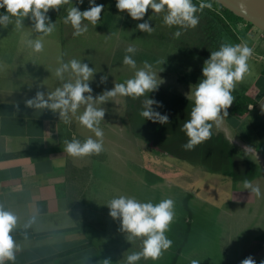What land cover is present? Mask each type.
<instances>
[{
  "label": "rangeland",
  "instance_id": "1",
  "mask_svg": "<svg viewBox=\"0 0 264 264\" xmlns=\"http://www.w3.org/2000/svg\"><path fill=\"white\" fill-rule=\"evenodd\" d=\"M96 4L104 5L99 23L93 26L84 21L91 29L77 41L71 42L72 38H69L70 42L63 47L62 53L64 62L77 59L94 68V76L89 81L94 98L111 90L115 83H123L134 76L135 70L122 62L129 44L137 49L133 55L137 68L148 61L162 79L158 90L186 99L190 86L194 87L202 79V67L210 52L219 50L222 43L234 45L225 31L212 39L211 35L205 39L199 26L187 31L176 26L170 28L163 23V13L153 14L151 9L143 20L136 21L126 11L120 12L116 8V0H97ZM197 15L202 20L203 14ZM145 20L154 27L151 34L137 30V25ZM177 30L182 31L178 39L173 36ZM249 66V73L235 88L239 93L256 85L262 64L251 57ZM102 76H107L105 83L100 82ZM70 78L66 73L64 81ZM262 82L263 78L258 81L260 88ZM232 94L240 101L245 98L244 93L236 96L233 91ZM140 101L143 103V97L135 99L133 105L138 107ZM98 106L106 110L99 125L104 132L103 151L99 155H90L91 194L87 202L89 204L90 200L91 206L87 212L88 222L82 231L85 239L81 244L92 254L86 256L83 253L77 257L80 263L96 264L99 250L124 261L127 255L140 250V239L128 241L127 234L120 231V221L109 216L107 204L121 195L135 197L140 202L158 203L165 198L175 202V218L166 233L173 241L172 246L158 260L141 259L137 264H191L193 259L199 260L200 264H240L248 256H252L256 264L264 260V163L255 150L235 141V133L228 132L229 126L236 123L234 120L225 117L212 132L224 138L236 157L258 166L257 176L250 182L260 188V197L244 189L243 181H234L228 168L222 174L210 173L211 168L218 169L216 162L209 160L204 164L205 160L199 163L195 160L193 164L168 157L157 149L158 152L153 151V147L137 135L140 130L134 131L135 110L128 118L130 109L126 97L109 98ZM255 114L264 117L258 109ZM259 125L261 127L256 130L262 132L264 124ZM84 129L89 137L96 139L91 130ZM237 133L241 139L247 136L252 140L257 134L252 124L245 123L239 125ZM255 149L259 152L258 145Z\"/></svg>",
  "mask_w": 264,
  "mask_h": 264
},
{
  "label": "crops",
  "instance_id": "2",
  "mask_svg": "<svg viewBox=\"0 0 264 264\" xmlns=\"http://www.w3.org/2000/svg\"><path fill=\"white\" fill-rule=\"evenodd\" d=\"M72 5L84 11L89 8V0L82 4L72 0V4L62 5L59 10H49L47 15L56 23V29L43 37L44 50L40 53L34 52L26 43L39 35L31 30L33 22L30 18L24 19V27L19 30L14 26V18L7 28L0 26V203L19 217L13 232L18 245L16 258L6 264H85L77 257L83 253L86 256L92 254L81 245L91 206L90 200L89 204L87 202L91 194V158L71 157L63 150L64 140L71 141L75 137L83 142L89 135L75 117L70 124H65L59 113L35 110L24 103L37 91L51 92L65 82L55 75L59 59L64 60L63 47L68 46L69 38L72 42L86 35L73 36L71 25L63 23L67 9ZM0 14H6V10L0 8ZM239 25L240 31L247 27L246 24ZM88 29L91 26L88 25ZM260 32L255 27L248 29L241 41H247L249 47L256 48L257 53L264 56V39ZM259 62L262 68L257 86L251 85L240 93L234 90L236 96L244 93L250 103L242 107L240 99L235 97L227 111L228 117L236 123L229 126L228 132L235 133V141L255 150L264 163V126L262 132L256 130L261 127L260 123L264 124V117L255 114L258 109L264 116V82L261 88L258 86V81L264 79V62ZM82 111L83 106L78 114ZM242 123L253 125L257 133L255 140L236 136ZM255 145L259 146V152ZM31 215L37 216V222L25 235L23 225ZM97 254L96 264H104L105 259L110 261L109 264H126L104 251L99 250Z\"/></svg>",
  "mask_w": 264,
  "mask_h": 264
},
{
  "label": "clouds",
  "instance_id": "3",
  "mask_svg": "<svg viewBox=\"0 0 264 264\" xmlns=\"http://www.w3.org/2000/svg\"><path fill=\"white\" fill-rule=\"evenodd\" d=\"M78 2L82 4L84 0ZM69 4H72V0H0V8L6 10V14H0V26L7 28L13 23L14 18V26L19 30L24 27V19L30 18L33 22L31 30L39 35L35 39L27 40L26 43L34 52L40 53L44 50L43 37L51 35L56 29V23L51 21L47 13L50 9L59 10L62 5ZM115 6L120 12L126 11L136 21L143 20L149 9L153 14L163 13V23L166 26L170 28L176 26L183 31L196 28L200 22L197 13L213 7L211 2L204 0H201L199 6L193 3V0H116ZM103 11L104 5L96 4V0H89V8L84 11L72 5L67 9L63 23L70 24L74 29L73 36L78 37L88 31V25L84 21L93 26L97 25ZM137 30L151 34L154 27L145 20L137 25ZM181 30L173 33L174 38L178 39L182 35ZM136 51V47L129 44L122 61L124 65L135 70L134 76L123 83H115L111 90H105L95 98L89 84L95 73L94 68L77 59L64 62L61 57L55 75L60 81H64L66 73L71 78L54 91L47 93L37 91L34 97L24 101L28 108L47 109L59 113L60 120L62 119L65 124H70L75 117L80 125L94 133L96 139L88 137L81 142L73 137L71 141L64 140L63 150L69 156L99 155L103 151L104 132L99 125L104 120L106 110L98 105H103L109 98L122 96L138 99L147 95L140 115L153 123H169L167 114L162 115L153 108V105L162 107V104L148 98V94L158 90L163 81L158 77V73L153 71L152 64L148 61H144L143 66L137 68V62L133 59ZM252 55L253 48L243 40L234 45L222 43L219 50L210 52V57L204 61L202 67V79L194 87L190 86V92L186 94L187 99L193 102V107L190 118L182 127L188 137L187 142L182 145L185 151H191L209 140L213 135V127H219L228 116L227 109L235 100L232 93L237 84L249 73V60ZM106 80L107 76L100 78L101 83H105ZM82 106L83 111L78 114ZM243 184L244 189L250 190L252 195L261 196L258 186H253L248 180ZM107 207L110 210L109 216L120 221V231L127 234L126 239L141 241L140 250L127 255L126 264H137L141 259L156 261L172 246L173 241L166 233L175 218L173 199L165 198L153 203L140 202L135 197L121 195L111 199ZM18 222L17 214L0 203V264L15 261L18 245L13 232L17 229ZM36 222V215H31L25 221L23 225L25 235ZM109 262L108 259L104 260V264ZM191 264H200V261L193 259ZM240 264H256V261L252 256H248L240 261ZM260 264H264V260H261Z\"/></svg>",
  "mask_w": 264,
  "mask_h": 264
},
{
  "label": "trees",
  "instance_id": "4",
  "mask_svg": "<svg viewBox=\"0 0 264 264\" xmlns=\"http://www.w3.org/2000/svg\"><path fill=\"white\" fill-rule=\"evenodd\" d=\"M200 2L201 0H193V3L197 6H199ZM204 2H211L213 5L212 9H204L203 12H198L203 14L202 20H200L198 24V29L205 39L208 38V36L210 38V35L212 39L214 36L221 35L222 31H225L234 41V44H237L240 43L247 30L253 28L251 24L235 16L216 1L204 0ZM212 17H214V19H211ZM240 23L246 24L247 27L244 31L238 30V25ZM210 42L211 41H209V43ZM209 45H211V43ZM142 97L146 99L147 95ZM148 98L154 99L162 104V107L153 105V108L162 115H168V124L153 123L150 120H146L140 115V112L143 110V103L140 101L138 107L135 105L136 109L133 105L135 104V99L126 97V100L127 107L131 110L128 111V118L130 114L133 116V110H135V117L133 116V119H135L132 126L134 131L136 132L138 128L140 133L138 134L137 131V135L143 137L153 149H157L171 157H177V159L193 164L196 163L195 160H197L198 163L200 160H205L204 164H206V162L209 163V160H211L216 162L218 169L214 170L211 168L209 171L210 173L222 174V172H224V170L226 171L228 168V170L231 171V178L236 182H244L245 180L251 181L257 176L259 170L258 166L250 160L236 157L232 149L224 142V138L220 137V135L215 136L213 134L209 140L199 144L191 151H185L182 148V145L188 140L182 127L185 121L190 118V111L193 107L192 101L169 91L162 90L149 93ZM248 101L250 100L244 98L240 101V105L242 107H247L250 103ZM194 155H196V157Z\"/></svg>",
  "mask_w": 264,
  "mask_h": 264
},
{
  "label": "water",
  "instance_id": "5",
  "mask_svg": "<svg viewBox=\"0 0 264 264\" xmlns=\"http://www.w3.org/2000/svg\"><path fill=\"white\" fill-rule=\"evenodd\" d=\"M261 32H264V0H214Z\"/></svg>",
  "mask_w": 264,
  "mask_h": 264
},
{
  "label": "built area",
  "instance_id": "6",
  "mask_svg": "<svg viewBox=\"0 0 264 264\" xmlns=\"http://www.w3.org/2000/svg\"><path fill=\"white\" fill-rule=\"evenodd\" d=\"M260 34H261V38L264 39V32H260ZM252 57H254V58H255L256 60H258V61H262V62H264V56L258 54V53L255 52L254 50H253V55H252Z\"/></svg>",
  "mask_w": 264,
  "mask_h": 264
},
{
  "label": "flooded vegetation",
  "instance_id": "7",
  "mask_svg": "<svg viewBox=\"0 0 264 264\" xmlns=\"http://www.w3.org/2000/svg\"><path fill=\"white\" fill-rule=\"evenodd\" d=\"M219 135H220V134H217V135H215V136H219ZM221 135H222V134H221ZM152 150L155 151V152H158V151H159V150L157 151V150H155V149H153V148H152ZM159 152H160V151H159ZM232 152H234V151L232 150ZM160 153H162V152H160ZM162 154H165V155H166V153H162ZM167 155H168V154H167ZM168 157H171V156L168 155ZM172 158H173V157H172ZM174 158L176 159L177 157H174ZM179 160H181V159H179Z\"/></svg>",
  "mask_w": 264,
  "mask_h": 264
}]
</instances>
